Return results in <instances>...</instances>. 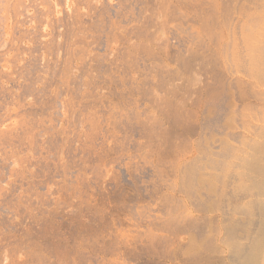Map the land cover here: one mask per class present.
<instances>
[{
	"label": "rangeland",
	"instance_id": "rangeland-1",
	"mask_svg": "<svg viewBox=\"0 0 264 264\" xmlns=\"http://www.w3.org/2000/svg\"><path fill=\"white\" fill-rule=\"evenodd\" d=\"M186 6L183 0H0V264H214L222 237L245 238L249 227L257 239L264 236L247 209L232 215L241 225L221 231L218 184L201 175L198 223L167 222L156 178L144 172L146 162L168 160L163 149L175 140L179 87L199 77L190 53L169 49L166 39ZM117 106L136 119L134 128L124 124L130 135L113 122ZM223 127L215 131L221 139L233 131ZM131 165L139 167L132 177ZM139 222L136 228L146 232L134 229ZM141 234V243L128 245ZM259 241L246 257L256 253L253 264L264 260ZM223 249L225 264L240 260L230 245Z\"/></svg>",
	"mask_w": 264,
	"mask_h": 264
},
{
	"label": "bare ground",
	"instance_id": "bare-ground-1",
	"mask_svg": "<svg viewBox=\"0 0 264 264\" xmlns=\"http://www.w3.org/2000/svg\"><path fill=\"white\" fill-rule=\"evenodd\" d=\"M183 2L187 3L186 12L175 17L176 26L168 33L166 39L170 45L169 49L190 53L189 63L196 65L199 77L195 85L191 80H187V86L179 87L176 121L172 125L175 127V140L172 141V145H168V149H163L166 154H169L165 158L168 160L162 159L151 164L147 163L148 160L144 158L146 168L142 167V169L147 174L152 173V176L156 178L152 186L154 194L158 195L160 210L167 215V222H176L182 228L198 223L200 220L198 218L202 215L199 214L201 210L197 209L194 204L196 198L194 193L195 188L198 187H196L199 182L197 179L201 175L203 178L210 179L208 182L206 178H201L209 185H212L210 184L212 182L214 186V180L218 184L219 188L214 187L219 190L215 194L216 189H214L213 196L214 198L216 196V201H218L219 206L216 209L218 212L215 213H218L219 220L214 217L215 221L218 220L221 231L230 227L231 224L237 227L235 222L240 221L233 220L235 218L232 217L233 213L247 209L249 216L258 218L261 231L264 232V0H189L188 2L183 0ZM147 49L151 50L148 47ZM202 75L204 79L201 78ZM227 99L229 102L226 101ZM225 101L228 106L232 103V107L230 108L231 105L228 107ZM117 107L119 108L112 109L115 118L113 122L115 121L117 125L127 123L129 127L134 128L133 120L136 119H132L133 117L125 112V108L124 110L120 106ZM226 118L232 119V122L230 120L227 122V130L224 129L226 126H222L223 131L225 133L228 130L233 131L224 134L226 139L224 137L221 139L223 134L220 132L218 135L215 131H222L221 121H225L223 119ZM233 121L235 126H233ZM229 123L231 128H229ZM125 128L123 132L124 130L128 132ZM111 131H108L111 133L110 136H112ZM130 131L132 130H129V135ZM213 132L214 137L216 134L218 136L210 141ZM106 136L108 137V133ZM115 137L117 138V136L111 138L115 140ZM120 138L123 139V136ZM101 141L104 142L102 145L105 148V141ZM116 141L119 140L116 139ZM123 142L121 146L118 144L122 149ZM109 145L106 147L108 148ZM139 146H141L140 143ZM110 147L108 149L111 150L112 147ZM120 156H122L121 153ZM130 156L131 154L127 158L125 155L128 160L131 159ZM126 162L123 160L124 164ZM138 164L140 166V162ZM133 165L129 169L131 177L133 168L137 173L139 170L138 166ZM124 173L127 174L126 169ZM155 209L154 211L157 210ZM152 212L153 210L150 213ZM160 215L158 214L157 217ZM149 216L145 217L149 218ZM137 217L140 219V215ZM140 222L135 223L137 226L134 224L135 228H132L145 231L144 226L140 229L136 228L141 225ZM249 229L250 227L245 238L241 235L243 237L236 239L235 236L234 240L231 238L232 241L225 237L219 239L220 249L213 252L211 256L213 263L225 264L227 262V258L223 256V248L230 245L233 255L236 259H240L238 262L234 260L237 263L232 260L234 264H241L239 263L241 260H247L253 264L252 258H255L256 253L253 254L252 261L249 259L252 253L257 252L253 246H256L255 244H258L264 236L262 235V238L258 235L260 238L257 239V235L254 233L252 235ZM139 231L135 230L137 233L142 232ZM138 236L132 241L128 240V245L141 243L140 238H143V235ZM259 243L262 242L259 241ZM258 246L259 244L256 247ZM249 254L250 256L246 259ZM263 254L257 256L264 259ZM260 258L257 257L256 260ZM261 262L264 264V260Z\"/></svg>",
	"mask_w": 264,
	"mask_h": 264
}]
</instances>
